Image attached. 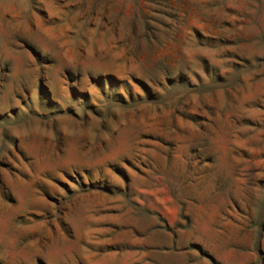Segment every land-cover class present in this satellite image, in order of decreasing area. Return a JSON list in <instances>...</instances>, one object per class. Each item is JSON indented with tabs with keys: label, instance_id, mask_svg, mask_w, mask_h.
Returning a JSON list of instances; mask_svg holds the SVG:
<instances>
[{
	"label": "rangeland",
	"instance_id": "obj_1",
	"mask_svg": "<svg viewBox=\"0 0 264 264\" xmlns=\"http://www.w3.org/2000/svg\"><path fill=\"white\" fill-rule=\"evenodd\" d=\"M0 264H264V0H0Z\"/></svg>",
	"mask_w": 264,
	"mask_h": 264
}]
</instances>
